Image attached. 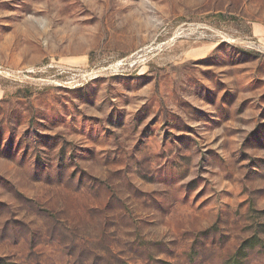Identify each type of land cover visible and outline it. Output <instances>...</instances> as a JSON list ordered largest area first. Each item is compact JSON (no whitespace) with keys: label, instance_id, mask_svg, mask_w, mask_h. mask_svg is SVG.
Here are the masks:
<instances>
[{"label":"rangeland","instance_id":"374dc122","mask_svg":"<svg viewBox=\"0 0 264 264\" xmlns=\"http://www.w3.org/2000/svg\"><path fill=\"white\" fill-rule=\"evenodd\" d=\"M0 264H264V0H0Z\"/></svg>","mask_w":264,"mask_h":264}]
</instances>
